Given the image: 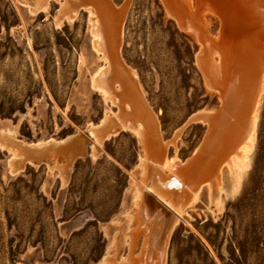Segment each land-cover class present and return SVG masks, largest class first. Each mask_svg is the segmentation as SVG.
<instances>
[{"label": "rangeland", "instance_id": "rangeland-1", "mask_svg": "<svg viewBox=\"0 0 264 264\" xmlns=\"http://www.w3.org/2000/svg\"><path fill=\"white\" fill-rule=\"evenodd\" d=\"M109 1L117 8L126 4L119 58L136 73L134 82L156 118L160 141H171L166 156L183 159L206 132L201 123H187L188 117L221 104L204 89L195 53L204 45L209 60L212 50L232 54L246 47L251 59L254 53L264 59V0H190L195 25L186 32L165 16L160 0ZM56 8L52 3L46 18L44 13L30 18L15 0H0V121L16 124V138L25 142L85 136V126L97 123L107 107L88 90L87 73L78 69L81 49L94 55L85 13L71 25L55 27ZM194 29L209 41H244L233 50L204 44ZM116 106L122 110L119 102ZM97 149L93 159L86 154L71 162L64 185L49 174L47 161L9 175L8 153L0 150V264L99 263L113 229L110 220H120L129 205L140 150L126 131ZM250 156L235 192L224 173L229 196L217 219L208 211L205 193L182 215L167 239L163 264H264V91ZM133 227L138 230V222ZM138 239L133 236L130 245H115L109 253L133 252Z\"/></svg>", "mask_w": 264, "mask_h": 264}, {"label": "bare ground", "instance_id": "bare-ground-1", "mask_svg": "<svg viewBox=\"0 0 264 264\" xmlns=\"http://www.w3.org/2000/svg\"><path fill=\"white\" fill-rule=\"evenodd\" d=\"M15 1L30 18L39 13L46 15L51 4H57L53 15L55 27L62 24L71 25L81 11L85 13L86 29L91 35L89 49L94 55H90L87 49H81L77 57L78 69L87 73L88 90L97 93L107 103V107L97 123H88L85 126L86 135L76 137L73 141L69 140L76 135L60 140L25 142L16 138V124H10V120L0 121V150L8 153V174L15 176L28 164L38 165L30 156L29 149L32 148L44 152L49 174L57 175L64 185L67 181L66 168H69L78 155H85L87 145L88 156L93 159L96 156L95 150L98 151L97 147L104 140L120 131L131 133L136 138L140 152L136 175H133L129 182V205L122 211L123 217L120 220H110L113 229L110 235L105 231V234L109 235V241L98 264H163L167 239L182 215L195 209L202 193H205L208 211L217 219L224 209L225 198L229 196L223 188L224 173L229 177L231 192H235L240 185L242 174L249 168L264 91V74L258 80L252 68L255 53L251 59L246 47L232 54H222L215 50L208 60L204 45L195 53V64L203 75L207 92L213 93V78H219L220 83L216 85L224 88L225 104L218 111L208 110L216 111V115L206 123L207 131L202 140L203 151L197 148L195 150L201 158L191 170L177 173L175 165L179 158L166 156V146L171 141H160L156 118L134 82L136 73L133 69L128 70L119 58L118 44L123 11L113 6L109 0ZM159 3H162L165 16L175 22L179 31H189L195 25L191 13L194 7L191 6L190 0H160ZM196 31L198 33V30ZM198 36L201 34L198 33ZM204 40L209 42V38ZM233 46L236 45L231 43L228 47L233 50ZM96 47L102 49V52ZM208 49L212 50V47ZM105 56L110 60V67L107 59H104ZM108 78L113 81L110 83ZM253 84L258 89L256 95L252 92ZM250 98L251 101L252 98L255 99V106L253 103L246 110L244 104L249 102ZM117 102L122 106L121 111L117 109ZM240 123L245 134L238 146L224 158L222 165L216 168V159L224 155L223 147L218 144L231 140ZM171 176L178 184L175 185L170 179ZM134 222H138V230L133 227ZM136 235H139L136 250L118 257L109 253L115 245H130Z\"/></svg>", "mask_w": 264, "mask_h": 264}, {"label": "water", "instance_id": "water-1", "mask_svg": "<svg viewBox=\"0 0 264 264\" xmlns=\"http://www.w3.org/2000/svg\"><path fill=\"white\" fill-rule=\"evenodd\" d=\"M115 7H118L116 4H113ZM126 4H124V6L122 8H120L121 10H124ZM194 31H196L194 29ZM197 33V31H196ZM199 37V36H198ZM203 38V42L204 44L206 43V41L204 39L206 38H209V37H202ZM211 39V38H210ZM243 39L241 38L240 40H233L231 42H228V43H224L223 40H218V39H211L209 42L212 44L215 43V44H222L223 46H230L231 43H233L234 45H236L237 47H240L241 46V43H243ZM201 49V48H200ZM198 49V51L200 50ZM214 51V50H212ZM259 58V60H258ZM253 65H252V68L254 70V72L256 73V76L259 80V77H261L263 74H264V59L261 60V57L260 56H256L253 61H252ZM199 70V69H198ZM201 76H202V80L204 81L203 79V75L201 73V71L199 70ZM256 81V80H255ZM216 83H220V79L219 78H213V83H212V86H213V93L220 98V106H218L217 108H215L214 110L218 111V109H221L222 105L225 104V91H224V88L220 85H216ZM209 84V82H208ZM215 84V85H214ZM203 85H204V82H203ZM204 89L206 90L205 86H204ZM252 89H253V93L256 95L258 93V89L257 87L253 84L252 86ZM207 91V90H206ZM254 95V97H255ZM254 103V106H255V99L252 98V101H251V98L249 99V102H247L245 105V109L247 110V108H250ZM209 109L207 110H204V109H200V110H197L195 111L194 113H192L187 121V123H201L202 125H204L206 127V123L209 122L211 119H213L216 115V111L215 112H208ZM245 122V120H244ZM241 123H240V127L238 126L236 128V131L234 132L233 134V138L231 140H225V142L222 141V143H220L221 145L218 144V146H221L223 147L222 149V153L224 155H221L219 158L216 159L215 161V167L218 168L219 166L222 165V163L224 162V158L231 152V150H234L236 146H238V144L240 143V140L241 138L243 137V135L245 134V132L243 131V129L241 128ZM178 130H181L178 129ZM206 131H207V127H206ZM180 132V131H179ZM206 134V132H205ZM204 134V136H205ZM72 135H76L74 138H71L69 141H73L76 139V137H79L78 134H72ZM71 136V135H69ZM203 136V138H204ZM212 137V134L209 135V138ZM65 138V137H64ZM175 138V137H174ZM172 138V139H174ZM203 138L201 139V141L198 143V145L192 150V152L186 156L185 158L183 159H180L179 158V162L176 163L175 165V169L177 170V173L178 172H181V171H185V170H191L196 162L201 158V155L196 153V148L199 149V151H203V147H204V144H202V140ZM63 139V138H62ZM88 148L86 149V153L85 155L87 154L88 155ZM29 152H30V156L33 160L34 163H37V164H45L46 160H47V156L44 154V152H42L41 150H37V149H32L30 148L29 149ZM200 153V152H199ZM81 156H77V158H79ZM175 180V178L173 176L170 177L171 180L173 179ZM173 182L176 184V181Z\"/></svg>", "mask_w": 264, "mask_h": 264}]
</instances>
